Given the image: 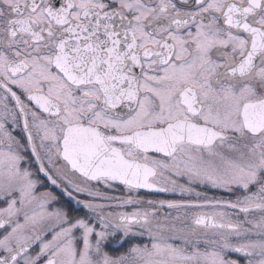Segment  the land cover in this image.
Instances as JSON below:
<instances>
[{
  "label": "snow or ice",
  "instance_id": "1",
  "mask_svg": "<svg viewBox=\"0 0 264 264\" xmlns=\"http://www.w3.org/2000/svg\"><path fill=\"white\" fill-rule=\"evenodd\" d=\"M0 264H264V0H0Z\"/></svg>",
  "mask_w": 264,
  "mask_h": 264
},
{
  "label": "flooded vegetation",
  "instance_id": "2",
  "mask_svg": "<svg viewBox=\"0 0 264 264\" xmlns=\"http://www.w3.org/2000/svg\"><path fill=\"white\" fill-rule=\"evenodd\" d=\"M210 195L212 194L211 192L209 193ZM159 198H165L164 194H161V196ZM171 198V197H169Z\"/></svg>",
  "mask_w": 264,
  "mask_h": 264
}]
</instances>
